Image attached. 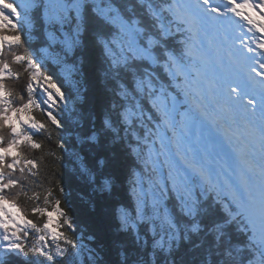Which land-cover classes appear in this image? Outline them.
<instances>
[{
    "label": "snow or ice",
    "instance_id": "6c2138e0",
    "mask_svg": "<svg viewBox=\"0 0 264 264\" xmlns=\"http://www.w3.org/2000/svg\"><path fill=\"white\" fill-rule=\"evenodd\" d=\"M37 26L46 38L39 54L70 73L74 93L25 48V31L30 40ZM89 37L107 103L99 126L80 113L77 139L93 152L81 175L111 195L124 166L116 146L134 154L125 174L135 207L114 213L126 239L104 264H264V0H0V264H78L84 252L61 200L49 191L40 206L21 179L36 167L25 155L41 147L34 133L62 130V111L81 105L84 58L75 57ZM13 65L27 74L26 99L5 83L20 76ZM88 251L102 264V250Z\"/></svg>",
    "mask_w": 264,
    "mask_h": 264
},
{
    "label": "trees",
    "instance_id": "16d2710c",
    "mask_svg": "<svg viewBox=\"0 0 264 264\" xmlns=\"http://www.w3.org/2000/svg\"><path fill=\"white\" fill-rule=\"evenodd\" d=\"M16 2L19 3V0H16ZM173 31L175 32V29ZM24 39L27 40L25 45L27 51L33 54L38 62L43 65L42 71L45 74L53 75V82L57 83L62 88V91L74 93L76 90L75 83H70L62 70H54L52 62L50 60L45 61L43 55L39 54L40 49L46 47V38L42 30L38 26L34 28L30 40H28V33L25 31ZM181 39L182 37L179 34H175L170 43L173 47L180 48L179 41ZM20 51H24V49ZM81 56L84 58L83 74L80 78L81 105L73 108V105L69 103L68 108L62 111V122L65 125L62 130L51 127L50 131L34 133V140L41 147L31 150L26 149L25 155L28 159L35 161L36 167L32 170V173L27 172V169L25 170L21 183L29 196L33 192L39 195L35 203L40 204V206H45L44 196L49 191L54 199H60V206L74 219L77 225L74 238L80 241L82 236V242L88 249L102 250L104 258L102 264H104L107 261H115L116 246L120 241L126 239L124 235L117 231L114 213L120 208L131 210L135 207L125 174L126 167L132 166L134 154L132 159H128L121 150L122 146H116L117 157L123 161L124 166L121 169L119 167L114 169L118 175V181L111 195H101L95 190V186L90 183V180L81 175V160L85 157L90 158L93 152L87 148L82 149L77 139V125L80 121V113L83 111L86 114L91 113L94 115L97 126H99V117L107 103V95L99 75L95 71L98 66L99 52L91 43L90 37L86 38L85 49L81 50L75 57L77 63L80 62ZM72 59L73 57L70 56L69 64H71ZM13 68L20 72V76L15 79L5 77V83L26 99L27 74L20 65H13ZM42 91L43 89L39 88L34 82L33 98L41 104V107L46 108L47 106L44 102L47 96ZM15 102H20L19 96ZM57 111H60V109H57ZM33 115L41 121L46 120V115L39 110H34ZM121 134L123 135V133ZM16 175L19 176L20 173L17 171ZM166 176L167 171L164 170L160 173L159 178L163 179ZM61 187L64 190L63 194L60 192ZM11 194L14 195V193ZM175 195V193L170 194L169 204L175 203ZM210 195L214 199L217 198L216 192H212ZM220 195L222 196L221 193ZM33 203V201L26 200L24 197L19 198V205L28 209V218L42 223V218L31 213ZM144 227L143 225L141 226V231L144 230ZM34 235L35 233H30L29 244L32 242ZM93 237L95 238L94 241ZM90 256L89 251L84 252L78 264H92ZM18 264H22V262H18ZM57 264H63V261H57Z\"/></svg>",
    "mask_w": 264,
    "mask_h": 264
},
{
    "label": "rangeland",
    "instance_id": "374dc122",
    "mask_svg": "<svg viewBox=\"0 0 264 264\" xmlns=\"http://www.w3.org/2000/svg\"><path fill=\"white\" fill-rule=\"evenodd\" d=\"M241 32H242V30H241ZM68 68L70 69L71 68V64H69L68 63ZM62 72L64 73V75L66 76V79L70 82V83H72V84H74V78L70 75V73L68 72V71H63L62 70ZM43 92V91H42ZM222 193H224V194H227V192L225 191V192H222ZM88 251V247L86 246V245H84V252H87ZM83 252V253H84Z\"/></svg>",
    "mask_w": 264,
    "mask_h": 264
},
{
    "label": "bare ground",
    "instance_id": "6f19581e",
    "mask_svg": "<svg viewBox=\"0 0 264 264\" xmlns=\"http://www.w3.org/2000/svg\"><path fill=\"white\" fill-rule=\"evenodd\" d=\"M250 11V10H249ZM237 26V28H235V32L238 34V33H240L241 32V30L243 31V32H246V26H244L243 28H241L239 25H236Z\"/></svg>",
    "mask_w": 264,
    "mask_h": 264
}]
</instances>
